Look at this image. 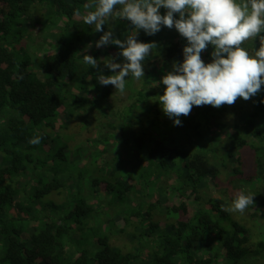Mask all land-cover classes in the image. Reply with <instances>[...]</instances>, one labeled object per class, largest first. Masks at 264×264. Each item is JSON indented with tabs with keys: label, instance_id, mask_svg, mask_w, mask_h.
Masks as SVG:
<instances>
[{
	"label": "trees",
	"instance_id": "trees-1",
	"mask_svg": "<svg viewBox=\"0 0 264 264\" xmlns=\"http://www.w3.org/2000/svg\"><path fill=\"white\" fill-rule=\"evenodd\" d=\"M88 2L0 0V264H264V85L247 101L194 105L174 126L151 98L164 94L162 78L183 62L187 40L174 27L151 36L140 29L138 42L157 47L142 62L135 100L111 111L98 69L124 58L114 44L95 46L103 32L84 23ZM103 28L121 40L137 31L119 19ZM257 38L242 46L258 50ZM213 51L209 44L201 52L206 64ZM94 103L122 132L134 130L135 118V135L116 129L121 139L107 146V177L93 180L118 198L115 208L76 190L64 168L85 149L69 140ZM37 136L41 142L30 143ZM241 191L254 194V204L228 211Z\"/></svg>",
	"mask_w": 264,
	"mask_h": 264
},
{
	"label": "clouds",
	"instance_id": "clouds-1",
	"mask_svg": "<svg viewBox=\"0 0 264 264\" xmlns=\"http://www.w3.org/2000/svg\"><path fill=\"white\" fill-rule=\"evenodd\" d=\"M120 7L117 9L116 6ZM84 23L95 25L103 35L96 41L100 48L109 44L118 46L121 63L110 57L104 62L112 75H98V83L113 85L124 93L126 77L139 80L145 76L142 62L157 47L155 42H138L137 34L143 29L147 35H155L162 26L173 27L186 38L182 63L174 61L172 71L162 78L166 86L163 95L152 97L164 114L173 119L174 126H182L179 119L188 116L193 106L233 105L238 98L245 101L258 94L264 85V0H89L83 5ZM166 9L161 15L160 9ZM175 14L179 18H175ZM80 16V9L74 11ZM112 19L126 20L137 31L125 40L114 38L111 29L103 26ZM259 36V49L251 52L242 45ZM212 45V62L205 63L201 52ZM88 47H91L89 45ZM84 63L98 68L97 59L85 54ZM117 69L119 71L117 72ZM264 102V101H262ZM40 137L30 140L36 145ZM254 194L237 193L228 211L243 213L254 204Z\"/></svg>",
	"mask_w": 264,
	"mask_h": 264
},
{
	"label": "rangeland",
	"instance_id": "rangeland-1",
	"mask_svg": "<svg viewBox=\"0 0 264 264\" xmlns=\"http://www.w3.org/2000/svg\"><path fill=\"white\" fill-rule=\"evenodd\" d=\"M119 7H120L119 5L116 6V8ZM32 17L36 19L40 17V14L34 12ZM110 21H113V19ZM257 39L259 40V36ZM249 48L251 51L252 47L249 46ZM123 62L125 61H120L121 64ZM102 70H103L102 73H104V75L106 76L113 74L111 70L108 69L107 67L106 69L102 68ZM118 71L119 69H117V72ZM104 87L106 88V90L111 91V93L108 95V98H106L107 104L105 105V107L107 109H111V111L118 109L122 112L126 106H128L131 102L135 100V88L137 90V87H135V79L132 78L131 74H129V77H126V88L124 93L117 92V90L113 85H107ZM103 112L104 111L101 109L99 104L94 103V104H90V106L87 107L86 111L83 113L85 118L84 119L85 123H82L83 127H79V129H77L76 132L73 133V136H71L69 140L71 144L73 143L72 146L74 147L72 148L81 147L85 149L78 150L77 152H75V156L73 157L71 156V158L69 159L70 164H68V166L66 165V167L64 166V168L65 171H69L72 174L70 182H72V185L75 187V189L76 190L80 189V192L82 191L83 193H85L86 190L88 189L89 192L93 194V197L95 199L94 201L96 202L97 199L99 200L98 206L104 207L103 209H105V207L115 208L114 202L118 203V198H115L113 195L106 193L105 190L103 192L102 186L100 184L103 178L107 177L110 170V165L107 164L108 162L107 158L112 156V151L109 149V147L113 148V145L117 141V139L118 138L121 139V135H120L121 133L126 136L135 135V118L132 120V122L134 121L133 122L134 130L131 132L129 131L122 132L119 126L117 125V123L114 121L113 117L110 114L105 116ZM86 120L88 121L86 122ZM143 122L145 123V120H143L142 123ZM116 129H119L121 133H119L118 130ZM106 136L107 139H105ZM67 138L68 137H66V139ZM96 143L98 144L95 145ZM73 158H75V160ZM79 158L82 159L81 163L82 166L85 165L84 168L79 167L78 165ZM72 161L75 162L72 163ZM70 173H66V176H69ZM95 179H98L100 182L98 184H94L93 180ZM262 183H263L262 181L254 182L253 184H251L249 188H254L256 185L259 186ZM68 190H70L69 187ZM54 194L55 193H53V195ZM132 196L133 195H131L129 201H131V199L134 200ZM174 197L173 199H175L176 201L180 200L178 195H175ZM64 199L65 197L63 198V200ZM70 200L74 201V198L71 197V199L70 198L67 199V201ZM105 216L107 218H113L114 214L106 210ZM97 218H95V220ZM106 226H109V223L106 224ZM113 240L118 241L119 244H122V240L124 239L120 234H118L115 237H113Z\"/></svg>",
	"mask_w": 264,
	"mask_h": 264
}]
</instances>
